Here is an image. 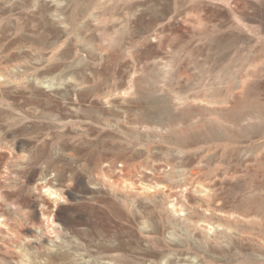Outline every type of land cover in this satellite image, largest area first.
<instances>
[{"label":"rangeland","instance_id":"374dc122","mask_svg":"<svg viewBox=\"0 0 264 264\" xmlns=\"http://www.w3.org/2000/svg\"><path fill=\"white\" fill-rule=\"evenodd\" d=\"M3 215L0 264H264V0H0Z\"/></svg>","mask_w":264,"mask_h":264},{"label":"bare ground","instance_id":"6f19581e","mask_svg":"<svg viewBox=\"0 0 264 264\" xmlns=\"http://www.w3.org/2000/svg\"><path fill=\"white\" fill-rule=\"evenodd\" d=\"M164 187V186H163ZM43 188H47L48 189V191L50 192V194L52 195V196H57V194H58V192H56L54 189H52L49 185H46V186H44ZM165 188V187H164ZM153 190V189H152ZM59 195V194H58ZM173 208H176V205L174 204V203H172V205H171ZM3 217H6L5 215H3L1 218H0V231L1 232H3V231H5L4 229L5 228H7V227H9V226H12V230H13V233L15 234V237H16V239L17 240H19V234H21V232L20 231H16V230H14L13 229V227H15V225L14 224H11V223H9L8 221H7V219H3ZM1 219H3V220H1ZM19 223H21V222H19Z\"/></svg>","mask_w":264,"mask_h":264}]
</instances>
